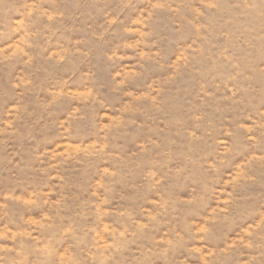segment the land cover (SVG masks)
<instances>
[{
	"label": "rangeland",
	"instance_id": "1",
	"mask_svg": "<svg viewBox=\"0 0 264 264\" xmlns=\"http://www.w3.org/2000/svg\"><path fill=\"white\" fill-rule=\"evenodd\" d=\"M0 264H264V0H0Z\"/></svg>",
	"mask_w": 264,
	"mask_h": 264
}]
</instances>
